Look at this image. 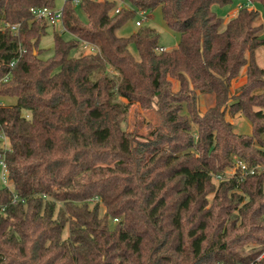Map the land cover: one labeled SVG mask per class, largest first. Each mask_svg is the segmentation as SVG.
I'll return each instance as SVG.
<instances>
[{
	"label": "trees",
	"instance_id": "1",
	"mask_svg": "<svg viewBox=\"0 0 264 264\" xmlns=\"http://www.w3.org/2000/svg\"><path fill=\"white\" fill-rule=\"evenodd\" d=\"M124 1L116 13V0H65L62 30H54L45 57L40 41L50 24L30 9L54 8L55 0H0V96L17 99L0 104V131L24 199L13 202L0 180V264L253 262L264 251V171L218 185L213 175L235 158L264 165V112L252 109L264 106V68L255 58L264 46V22H256L264 20V0H248L260 9L242 5L227 21L213 5L233 0ZM156 7L179 33L176 47L158 51L160 34L149 26L116 34L138 11ZM5 23H18L17 32ZM82 40L99 52H83ZM245 65L247 82L229 103ZM190 84L215 94L204 115L188 96ZM183 101L196 132L180 113ZM134 103H156L162 115L144 140L124 126ZM228 105L249 118L252 134L233 131ZM253 242L260 246L244 253Z\"/></svg>",
	"mask_w": 264,
	"mask_h": 264
},
{
	"label": "rangeland",
	"instance_id": "2",
	"mask_svg": "<svg viewBox=\"0 0 264 264\" xmlns=\"http://www.w3.org/2000/svg\"><path fill=\"white\" fill-rule=\"evenodd\" d=\"M65 0H55V9H60L63 7ZM249 3L248 0H233L232 2L224 5L215 4L213 5V9L216 11V13L224 18L226 21L229 20L230 17L234 16L240 7L241 4ZM249 8H258L260 9V6L257 4L250 5ZM78 13L81 16L83 20H86L85 14L78 8ZM146 18H144L142 25L149 26L157 29V31L160 34L159 37V45L163 47L162 49H170L174 48L178 45V42L180 40L179 33L168 27L166 24V21L163 17L162 9L161 7H156L155 9L148 11L145 13ZM142 15L137 12L133 17L130 18V20L124 24L122 27L117 29L116 34L121 37H127L130 36L132 33H134L139 26L136 25V20L142 19ZM257 23L264 22L263 18L260 16ZM54 30L60 31L62 30V26L60 23L52 26L50 25L48 27V31L45 35L42 36L40 45L46 49V52L43 56L47 57L53 53V47H54ZM66 38L72 37V35L68 32L64 34ZM161 48L158 49V51H162ZM131 50L133 54L136 56V58H139L138 50L132 46ZM83 52L86 53L85 50L82 49ZM249 53H247V56ZM255 58L256 62L259 66L264 68V46H260L255 51ZM172 82V89L174 91H179L180 89V83L175 78H170ZM247 82V66L245 65L239 74L237 78L232 80L231 86H230V95L231 98L229 99V103L232 102L234 99V96H237L239 92L241 91L242 86ZM190 89V90H189ZM188 89V96L195 95L196 100V111L199 112L200 115H204L210 108H213L216 104V98L214 93H203L199 90H192V85L190 84V87ZM258 93H262L261 90H258ZM263 94V93H262ZM16 97L13 96H0V101H2L4 104H14L16 103ZM259 101L264 102V94L262 95V98L259 99ZM228 103V104H229ZM183 109L180 112L181 114L188 117L191 123V129L192 132H196L197 125L192 120V114L189 112V106L187 101H183L182 103ZM233 108L228 105L226 111H225V117L228 121H230L233 125V131L238 134H252L253 125L252 122L247 118L242 111H237L236 113H233L231 110ZM253 110H261L264 112V106L261 107L260 105H253ZM162 124V115L159 109V106L156 103H153L151 107H144L140 103H134L131 105L129 112L127 114V119L124 124L125 128L130 131L134 132L138 139L144 140L147 137L150 136L151 132L159 127ZM213 182L215 185H218L219 182L214 178L213 175ZM213 194L209 195V198L211 199L213 197ZM93 204V203H92ZM106 211V208L104 205H101L100 207V214L103 215ZM69 234V229L65 228L64 230V236L67 237ZM257 246H260L256 243H250L248 245H245L244 253L252 250V248H255Z\"/></svg>",
	"mask_w": 264,
	"mask_h": 264
},
{
	"label": "built area",
	"instance_id": "3",
	"mask_svg": "<svg viewBox=\"0 0 264 264\" xmlns=\"http://www.w3.org/2000/svg\"><path fill=\"white\" fill-rule=\"evenodd\" d=\"M118 2L116 8H115V12H119L123 6L126 5V2L124 0H116ZM73 2L75 4H78L80 2V0H73ZM242 5H245L247 7H250V3H246V4H241L240 7ZM31 13L36 17V18H47L48 22L50 25L54 26L58 23L62 24V15H63V10L62 8L60 9H55V8H51L49 6H42V7H31ZM143 17L142 19L136 20V25L137 26H141L143 23L144 18H146V11H138ZM6 26H10L12 28V30L16 33L18 30V23H14V24H9V23H5ZM82 49L86 51V53H97L99 52V47L91 42L82 40ZM162 49V48H161ZM163 50V49H162ZM24 51V49L21 47L20 48V55L21 53ZM17 59H14L11 61L10 65H14ZM8 75L5 76V80L8 79ZM0 104H4L2 101H0ZM0 148H1V152H0V180L1 183L6 186L12 193V201L13 202H17V201H24L23 198H20L19 195L15 192L14 189V183H13V179L9 176V171H8V167L5 161V152L7 150H10V143H9V139L8 136L6 135V133L1 130L0 131ZM260 167L263 169L264 171V165L262 166H257V165H249L246 161L239 159V158H235L234 161V165L226 168L222 173H217L214 174V178L220 182L226 179H231V178H235V177H242L245 178V176H247L248 174H252L255 172V170ZM264 258V251L256 258L255 261L247 263V264H262V260Z\"/></svg>",
	"mask_w": 264,
	"mask_h": 264
},
{
	"label": "crops",
	"instance_id": "4",
	"mask_svg": "<svg viewBox=\"0 0 264 264\" xmlns=\"http://www.w3.org/2000/svg\"><path fill=\"white\" fill-rule=\"evenodd\" d=\"M236 11H238V10H236Z\"/></svg>",
	"mask_w": 264,
	"mask_h": 264
}]
</instances>
